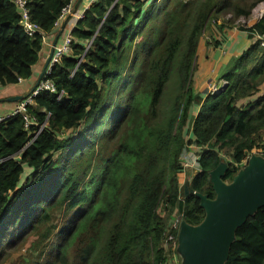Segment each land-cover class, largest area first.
Returning <instances> with one entry per match:
<instances>
[{
  "label": "trees",
  "instance_id": "trees-1",
  "mask_svg": "<svg viewBox=\"0 0 264 264\" xmlns=\"http://www.w3.org/2000/svg\"><path fill=\"white\" fill-rule=\"evenodd\" d=\"M26 1L42 36L55 39L54 23L71 0ZM260 2L89 5L71 31L70 53L47 76L55 92L40 91L26 105L36 124L26 128L12 112L0 122V254L25 233L44 230L34 251L47 235L54 240L30 264H164L173 215L192 226L205 215L196 196L181 198L183 150L200 149L198 170L187 178L194 192L213 199L209 172L226 163L223 181L230 182L264 143V44L254 39L264 35V14L237 27L253 42L223 67L224 88L192 91L207 24L229 13L247 18ZM42 46L40 35L23 32L15 5L0 0V90L31 78ZM81 125L83 134L71 136ZM225 264H264V207L236 229Z\"/></svg>",
  "mask_w": 264,
  "mask_h": 264
},
{
  "label": "water",
  "instance_id": "water-1",
  "mask_svg": "<svg viewBox=\"0 0 264 264\" xmlns=\"http://www.w3.org/2000/svg\"><path fill=\"white\" fill-rule=\"evenodd\" d=\"M80 1H77L74 9ZM63 30L64 23L53 41L54 45ZM52 54L51 50L35 84L25 95L8 97L0 102L20 103L31 97L50 63ZM223 88L224 86L220 90ZM226 170L227 165L222 162L209 172V182L215 194L213 199L194 192L191 179L183 184L184 197L196 196L205 215L201 223L195 226L184 220L180 222L176 247V252L181 257L180 264H225L236 229L258 209L264 207V156L251 155L230 182L223 181Z\"/></svg>",
  "mask_w": 264,
  "mask_h": 264
},
{
  "label": "rangeland",
  "instance_id": "rangeland-1",
  "mask_svg": "<svg viewBox=\"0 0 264 264\" xmlns=\"http://www.w3.org/2000/svg\"><path fill=\"white\" fill-rule=\"evenodd\" d=\"M261 11H263L262 13L264 14V2H260L257 5H255L253 7V9L251 10L250 16L247 17V18L239 17V18L235 19V18H233L232 13H229V14L221 15L215 21H210L207 24L206 29H205V31L203 33L202 38H201L202 41H201V44H200V49L198 51V55H196L197 66L200 65V68H198L197 71H199L201 73V75L197 74L198 77H203V74L205 72H209L210 71V66H211V64H210V62H208V60H209V58H211L210 54H212V53L208 52L209 49L205 47L203 42L206 39L212 41L213 37H215L214 39H216V40H217V38H219L222 41L227 38L226 35H225L226 33L223 34V36H220L219 34H217L215 32V27L216 26L217 27L218 26H223V25H226L227 27L231 26V27H233L232 29H234L236 32H238V28L237 27L247 28V27L252 26L253 24H255V22H257L262 17V16L261 17L258 16L261 13ZM210 41L208 42V44L210 43ZM211 47H212V45L210 44V51L214 52L215 49H211ZM36 80H37V77L33 81H31L30 79L27 80V82L28 81H30V82L28 83L26 91H25V89H23L24 94L26 92H28L33 87V85L35 84ZM193 82H194V79H193ZM19 83L22 84V82H19ZM19 83L16 84V85H19ZM200 86L201 85H199L198 87H200ZM209 86H208V88H209ZM11 87H15V85H9V86L6 87V89H10ZM202 87H203V81H202ZM202 87H200V89H202ZM196 90H197L196 87H195V89H194V87L192 88L193 93H196ZM8 91H10V90H8ZM207 92H208V90L206 91V93ZM6 93H8V92L6 91ZM8 97H10V96L4 97V98H8ZM17 105H18V103H1L0 104V115L1 114H6L8 112V110H13L14 107L17 106ZM193 113L194 112L192 111V114ZM83 130H85V127L83 125H81L80 128L76 132H73L70 135L71 136H75V137L76 136L79 137V136H81L83 134V132H82ZM188 138H190V134L186 133L185 139H188ZM256 149H258V148H256ZM199 151H200V149L197 148L194 145H189V146H187L185 148V152L186 153L190 152V153H194L195 155H197V152L199 153ZM181 162L185 163V162H187V159L185 157H181ZM191 163H192V160H191ZM24 170H25V172H24V175L22 176V180L25 177H28L29 172H30V170L28 168H25ZM194 171H195L194 169L186 168V173H185L186 178H187V176L189 174H192L191 172H194ZM178 179H180L182 181V179H183L182 175L180 177L178 176ZM184 182L185 181H182V182H180L181 184L180 183L179 184L183 185ZM181 198H184L183 194H181ZM52 217H53L54 224L59 226L60 211L55 212L52 215ZM36 233H37V231H29V232L25 233L12 246L5 247L2 250L1 254H0V264H30V261H29L30 256H36V255L40 254L41 252H44L45 250H47L50 247V245L52 244L55 236L52 235V236L49 237L47 235L43 239V242H42L43 244L35 252L34 249H33L35 241H36V239L38 237L41 238V236L44 233V230L43 231H39V236H37ZM173 254L175 256H177V259H178L177 263L180 264L181 263V257L177 254L176 250H175V252ZM167 259L169 261L173 259L171 253H169V256L166 258V261H165L164 264H166ZM34 260H35V258L33 259V261Z\"/></svg>",
  "mask_w": 264,
  "mask_h": 264
},
{
  "label": "built area",
  "instance_id": "built-area-1",
  "mask_svg": "<svg viewBox=\"0 0 264 264\" xmlns=\"http://www.w3.org/2000/svg\"><path fill=\"white\" fill-rule=\"evenodd\" d=\"M16 7V9L18 10V14H19V25L21 26L23 32L28 36V37H34L36 34L40 35L43 38V42L45 40V37H43L42 32L39 28V26L32 22L30 19V15H29V10L27 8V1L26 0H10ZM74 0H71L70 4L67 5L61 12L60 17L58 18V20L54 23L55 27H59L60 25V21L62 19H64L67 15L71 14V9H72V2ZM96 2V0H87V5L84 8L87 9L89 7V5H91L92 3ZM75 12L72 15V20H70L65 28V32L61 37V40L59 42H56V44H50V48L53 51L52 54V58L50 60L49 65L47 66L43 77L39 83V85L37 86L36 90L32 93V96L29 97L28 99H26L23 102L18 103V105L16 106L15 110L12 111V113L10 115H15V114H19L23 116L24 119V125L26 128H29V126H32L34 124H36L35 119H28V117L25 115L26 113V105L31 103V99L32 97H34L38 92L40 91H48L50 93H54V87L53 84L50 82V80L47 78V76L50 74V70L51 67L57 63V61L62 58L63 56H66L70 53L71 49H70V44L71 41L73 40L72 36H71V31L74 28V26L76 25L77 21L80 20L83 16V12ZM263 11H261V13L258 15L259 17H261L263 15L262 13ZM258 17V18H259ZM255 40H259L262 44H264V35L259 36L256 35L254 37ZM226 82L222 81L220 83V86L218 87L217 85H210L209 88L207 89L208 92L213 95L214 93H216L219 88L223 85H225ZM7 117L5 116H1L0 117V122ZM39 132V130H38ZM37 135V133L35 134V136ZM185 149L183 150L182 156L181 157H185L187 159V162L182 163L183 164V168L184 171L186 170V168H190V169H194L195 171L193 172V174H195L198 170V159H199V155L197 152V155H195L194 153H184ZM251 155H259V156H264V143L258 148V149H254L251 151V153H249L245 159L242 161V163L239 165L240 168L243 167L247 160L249 159V157ZM227 160V158H225ZM192 160V163H191ZM181 215H174L172 217V219L170 220V224H169V228L166 231V235H165V239L163 242V249L165 251V253H174L177 247V239L174 237V235L172 234V231H177L179 230V226H180V222H181ZM173 264H177V263H173Z\"/></svg>",
  "mask_w": 264,
  "mask_h": 264
},
{
  "label": "crops",
  "instance_id": "crops-1",
  "mask_svg": "<svg viewBox=\"0 0 264 264\" xmlns=\"http://www.w3.org/2000/svg\"><path fill=\"white\" fill-rule=\"evenodd\" d=\"M77 1L78 0H74L72 2L71 14L67 15L64 19H62L60 21L59 28L56 30V31H59L61 25L64 23V30L62 31V35L65 32V28H66L68 22L70 20H72L71 18H72L73 13H75L77 11L82 12L87 5V0H81L80 3L78 4L77 8L74 9V6H75V4H77ZM62 35H61V37H62ZM225 35L227 38L223 41L220 40L219 38H217V40L221 42V44L218 47H216V48H214L213 46H212L213 48L211 47V49H215L214 52L210 51V44H208V42L210 40L206 39L203 42L205 47L209 49L208 52L212 53V54H210L211 58H209V60H208V62H210V64H211V66H210L209 72H205L203 74V77H198L197 74L201 75V73L199 71H197L198 68H200V65L197 66V59H196V61H195L196 66H195V71L193 74V79H194L193 87H194V89L196 87V89H197L196 92L206 94V91H207V88L209 85H217L219 87L220 83L223 81L220 79L223 67L230 61V59L232 57L239 55L253 42V40L247 39L245 32H240V31L236 32L234 29L228 30ZM61 37H60L59 41L61 40ZM53 41H54V37H50V38L48 37L44 40L42 49L39 53V60H38L37 64L33 67V70H32V76L30 78L31 81H33L36 77L38 78L40 72L44 68L46 60L49 56V53L51 52L50 44H53ZM201 41H202V39L199 42L196 55H198V51L200 49ZM202 81H203V87H202ZM20 82H22V84L19 83V85H15V87H11L10 89H6V87H5L4 89L0 90V100L6 99L4 97H7V96L13 97V96L25 95L27 92L24 94L23 89H25V91H26V88H27L28 83L30 81L27 82V80H23ZM199 85H201L200 87H202V89H200V87H198ZM8 90H10V91H8ZM6 91L8 93H6ZM4 102H6V101H4ZM0 103H3V102H0ZM15 108H16V106L14 107L13 110H8L7 113L8 114L11 113L12 111L15 110ZM2 115H6V114H1L0 116H2ZM185 173H186V170L184 172L178 174L179 177L182 175V178H183L182 181L187 179L185 176ZM191 173H193V172H191ZM182 181L179 179V182H182ZM171 254H172L173 259L170 261L167 259L166 263L167 264H173L174 262L177 263V260H178L177 256H175L173 253H171ZM168 256H169V253L166 254V257H168Z\"/></svg>",
  "mask_w": 264,
  "mask_h": 264
},
{
  "label": "clouds",
  "instance_id": "clouds-1",
  "mask_svg": "<svg viewBox=\"0 0 264 264\" xmlns=\"http://www.w3.org/2000/svg\"><path fill=\"white\" fill-rule=\"evenodd\" d=\"M223 86H224V85H223ZM221 87H222V86H221ZM221 87L219 88V90L221 89ZM219 90H218V91H219ZM218 91H217V92H218ZM258 156H259V155H258ZM223 159H225V158H223ZM225 160H226V159H225ZM227 160H228V158H227ZM241 168H242V167H241ZM241 168H240V169H241ZM240 169H239V170H240ZM183 172H184V170H183ZM192 174H193V173H192ZM185 176H186V175H185ZM187 179H189V178H187ZM187 179H185L184 181H186ZM180 184H181V183H180ZM180 186H181L182 189H183V185H180ZM183 197H184V195H183ZM175 215H176V214H175ZM173 216H174V215H173ZM181 221H182V220H181ZM177 234H178V233H177Z\"/></svg>",
  "mask_w": 264,
  "mask_h": 264
}]
</instances>
